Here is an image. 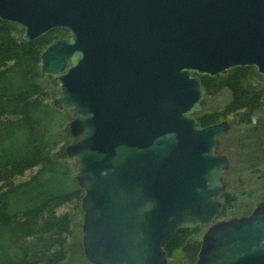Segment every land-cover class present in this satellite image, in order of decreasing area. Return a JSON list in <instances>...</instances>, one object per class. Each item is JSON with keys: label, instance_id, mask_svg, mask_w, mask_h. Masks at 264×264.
I'll return each mask as SVG.
<instances>
[{"label": "water", "instance_id": "1", "mask_svg": "<svg viewBox=\"0 0 264 264\" xmlns=\"http://www.w3.org/2000/svg\"><path fill=\"white\" fill-rule=\"evenodd\" d=\"M0 19L40 53L53 106L71 112L65 155L83 191L82 248L92 264H167L162 244L205 228L195 264H264V200L217 220L227 120L204 127L198 75L249 66L264 75V0H0Z\"/></svg>", "mask_w": 264, "mask_h": 264}, {"label": "trees", "instance_id": "2", "mask_svg": "<svg viewBox=\"0 0 264 264\" xmlns=\"http://www.w3.org/2000/svg\"><path fill=\"white\" fill-rule=\"evenodd\" d=\"M23 33L22 26L0 19V264H60L75 230L72 215L82 212L83 191L71 160L54 153L63 139L60 136L66 142L72 140L67 126L63 130L71 113L53 106L56 84L44 82L39 56L47 45L64 38L67 30L54 28L32 41L23 40ZM198 77L206 102L215 95H227L222 108L207 109L205 104L194 114L199 126L232 117L230 129L246 133L254 126L253 118L263 116L264 75L254 66L231 67L211 77ZM223 135L218 139V151L227 156L229 168L223 175L226 191L220 198L218 218L245 216L264 199V183L258 197L239 210L242 205L236 206L238 197L226 179L233 166L239 171L247 164L243 159L247 156L244 151L235 153L238 147L230 145V140L225 144ZM260 136L264 144V134ZM66 206L70 211L63 210ZM204 230L184 228L167 237L162 244L167 264L176 252L192 243L199 249Z\"/></svg>", "mask_w": 264, "mask_h": 264}, {"label": "rangeland", "instance_id": "3", "mask_svg": "<svg viewBox=\"0 0 264 264\" xmlns=\"http://www.w3.org/2000/svg\"><path fill=\"white\" fill-rule=\"evenodd\" d=\"M45 76L46 77L44 78V82H46L47 84H51V82H54L53 75H45ZM52 99H53V93H52ZM226 100H227V95L221 93L212 97L210 100H208V102H205V104H207L208 106L207 109H213V108L220 109L224 106ZM260 116L261 114L253 118L252 123L254 126L251 130H248L246 133H242L237 129L235 130L231 128L229 133L225 134V136L223 135L225 144H228V141L230 140L229 142L230 145L234 144L235 146L238 147L234 149L235 153L237 152L241 153V151L242 152L244 151L245 156H247L243 158L245 159L247 164L243 165V167L240 168L241 170L239 171L236 167L233 166L231 173L227 176L226 179V181L228 182V186L230 187V190H232L234 194L238 197L236 206L242 205L239 208V210L243 209V206L248 203V200H250L251 198H257L261 188H263L264 144L260 142L261 137H263L260 135L261 133L264 134V114L262 117ZM71 119H72V114L69 122L71 121ZM231 119L232 117H228L226 119L229 125L231 124L230 123ZM69 122L68 124L65 123L63 124L64 125L63 130L67 126L69 131ZM63 134H65V132H63ZM60 138L63 139L59 141L58 145L54 149L55 150L54 153L56 157H63L65 155V147L70 143V142H66L64 140V137L60 136ZM233 141L238 144H235ZM240 144L242 145L240 146ZM228 152H230V149H226V153ZM70 208H71L70 206H66L65 208H63V210L70 211ZM72 216H73V221L75 223V230L67 246V256L65 260L60 264H92L84 256L83 248H82V232H81V225L83 219L82 212L76 211L75 213H73ZM237 216H241V215H233L227 218H217V220H225ZM201 237L202 235L200 236V245H201ZM199 249L198 246L195 247L193 246L192 243L188 245L187 249L176 252L174 257H172V259L170 260V263L195 264Z\"/></svg>", "mask_w": 264, "mask_h": 264}, {"label": "flooded vegetation", "instance_id": "4", "mask_svg": "<svg viewBox=\"0 0 264 264\" xmlns=\"http://www.w3.org/2000/svg\"><path fill=\"white\" fill-rule=\"evenodd\" d=\"M230 126V125H229ZM229 129H230V127H229Z\"/></svg>", "mask_w": 264, "mask_h": 264}]
</instances>
